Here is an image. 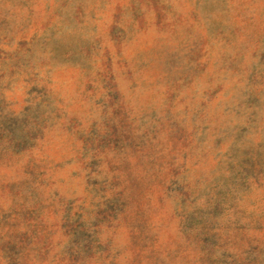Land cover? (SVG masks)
<instances>
[{"label": "rangeland", "instance_id": "1", "mask_svg": "<svg viewBox=\"0 0 264 264\" xmlns=\"http://www.w3.org/2000/svg\"><path fill=\"white\" fill-rule=\"evenodd\" d=\"M0 264H264V0H0Z\"/></svg>", "mask_w": 264, "mask_h": 264}]
</instances>
